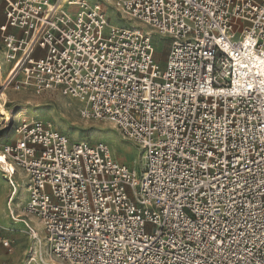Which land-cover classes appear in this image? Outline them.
<instances>
[{"label": "built area", "instance_id": "2783aa9c", "mask_svg": "<svg viewBox=\"0 0 264 264\" xmlns=\"http://www.w3.org/2000/svg\"><path fill=\"white\" fill-rule=\"evenodd\" d=\"M1 1L2 89L83 103L144 161L20 120L0 172L9 217L22 176L41 225L25 264H264V0H104L129 27L100 2Z\"/></svg>", "mask_w": 264, "mask_h": 264}, {"label": "rangeland", "instance_id": "374dc122", "mask_svg": "<svg viewBox=\"0 0 264 264\" xmlns=\"http://www.w3.org/2000/svg\"><path fill=\"white\" fill-rule=\"evenodd\" d=\"M91 2H100L112 23L120 27H129L130 25H140L138 22H128L123 19L112 7H109L104 0H90ZM4 5L0 0V24L4 19ZM154 43L156 47L157 61L162 65L166 60L167 51L171 39L162 38L154 35ZM3 43L0 37V94L4 93L5 98L0 102H5L8 115H3L0 111V148L4 144L13 142L17 138L16 129L19 126V115L23 112V119H38L52 123L61 132L65 133L71 142H79V140L102 141L109 145L112 150L114 159L127 165L131 170H135L139 175L142 174L144 161L142 160V150L130 140L123 137L121 131L107 121H95L82 118L81 110L84 104L70 97H65L58 92H48L43 95H37L35 92L25 89L16 92L12 89L7 91L2 89L7 78V66L5 65L2 55ZM9 67V66H8ZM3 91V92H2ZM7 99L9 100L6 105ZM5 100V101H4ZM1 176V172H0ZM2 180L3 178L0 177ZM0 179V180H1ZM19 193L15 197L16 208L15 215H19L21 220L28 221L33 228L37 227L32 217L27 216L23 210L27 203L28 193L26 191L27 181L20 176L18 178ZM4 187L0 184V199L4 192ZM0 215L4 221H0V235L11 236L10 247L7 248L8 254H19L18 263L25 264L29 247L35 245L31 234L27 228L19 223L12 221L8 216L5 205L0 204ZM35 219V218H34ZM36 220V219H35ZM42 234V233H41ZM11 264L12 261H11Z\"/></svg>", "mask_w": 264, "mask_h": 264}, {"label": "crops", "instance_id": "0c3cea01", "mask_svg": "<svg viewBox=\"0 0 264 264\" xmlns=\"http://www.w3.org/2000/svg\"><path fill=\"white\" fill-rule=\"evenodd\" d=\"M4 14V13H3ZM5 22H4V19H3V21H2V23L0 24V25H2V24H4ZM0 177H2V176H0ZM20 177V176H19ZM1 179V178H0ZM17 181H18V179H17ZM0 184H2L3 185V187L5 188L4 189V192H3V194H2V197H1V199H0V204L2 205V206H4L5 205V208H6V210H7V212H8V216H9V211H8V203H9V196H10V192H11V188H10V186L4 181V180H0ZM14 200H15V202H16V199L14 198ZM28 201V200H27ZM11 208H12V210H13V208H14V210L13 211H15V208H16V203H15V206L13 207V205L11 206ZM14 214H15V212H14ZM19 215H15V217H18ZM31 217V216H30ZM32 218H35V217H32ZM12 219V218H11ZM36 219V218H35ZM37 220V219H36ZM0 221H4V219H2V217H1V215H0ZM13 221V220H12ZM18 222H19V220H18ZM37 222H38V220H37ZM19 223H21V222H19ZM22 223H24L23 225L26 227V224L25 223H29L28 221H26L25 220V222H22ZM39 223V222H38ZM30 224V223H29ZM31 226V225H30ZM40 230H41V227H40ZM3 241V240H8V241H11V236H1L0 235V241ZM30 248V247H29ZM6 251H7V248L6 247H4L1 243H0V264L1 263H3V262H8V263H10L11 264V261H12V263L13 264H19L18 263V261L17 260H19L18 259V256H19V254H17V253H15V254H8V253H6ZM28 255V254H27ZM26 259V258H25Z\"/></svg>", "mask_w": 264, "mask_h": 264}, {"label": "bare ground", "instance_id": "6f19581e", "mask_svg": "<svg viewBox=\"0 0 264 264\" xmlns=\"http://www.w3.org/2000/svg\"><path fill=\"white\" fill-rule=\"evenodd\" d=\"M263 75H264V73H263ZM3 92V91H2ZM5 98V95H4V93H2V94H0V102L3 100ZM5 101V100H4ZM8 102H9V100L7 99V102H6V105L8 104ZM5 105V102H4V104L3 103H0V111H2V113H3V115H8V111L6 110V106H4ZM23 112H21L20 113V115H19V120H22L23 119ZM0 161H1V156H0ZM31 217H33V216H31ZM18 218V220H19V222H25V220H21L20 219V217H17ZM36 218V217H35ZM37 219V218H36ZM32 220L33 221H35V223H36V225H37V227H39V229H40V227H41V225H40V223H38L37 222V220H35L34 218H32ZM29 224V223H28ZM29 225H31V224H29ZM31 227L33 228V226L31 225ZM27 228V227H26ZM36 232H37V230H35Z\"/></svg>", "mask_w": 264, "mask_h": 264}]
</instances>
